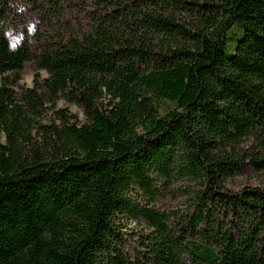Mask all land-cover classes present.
Listing matches in <instances>:
<instances>
[{
	"label": "trees",
	"instance_id": "1",
	"mask_svg": "<svg viewBox=\"0 0 264 264\" xmlns=\"http://www.w3.org/2000/svg\"><path fill=\"white\" fill-rule=\"evenodd\" d=\"M0 79V264H264V0H0Z\"/></svg>",
	"mask_w": 264,
	"mask_h": 264
},
{
	"label": "rangeland",
	"instance_id": "2",
	"mask_svg": "<svg viewBox=\"0 0 264 264\" xmlns=\"http://www.w3.org/2000/svg\"><path fill=\"white\" fill-rule=\"evenodd\" d=\"M19 24V23H18ZM19 25H12L8 29V34L11 38V40H18L16 37L20 35ZM43 75H46V73L43 72ZM35 76V70L34 66L31 63H27L24 70L22 71V80L20 81V84L23 86H33V80ZM1 83V79H0ZM58 107L61 108H68L73 113L77 114L80 120L85 119L84 111L77 105L73 103H69L65 100H60L58 103ZM236 188H239L245 184H252V185H262L264 186V172L259 173L254 171L251 168H247L245 171L242 172L241 175H239L236 179ZM180 200H182V197L179 196L177 198L173 197V195H165L162 198H159L157 201V205L160 208L167 209L168 207L172 205H176ZM124 224V227L121 228V232L124 233V246H125V252L126 255L132 259H135L140 251V245H139V233L144 232V230H147V225L142 222L139 223L137 221H122Z\"/></svg>",
	"mask_w": 264,
	"mask_h": 264
}]
</instances>
